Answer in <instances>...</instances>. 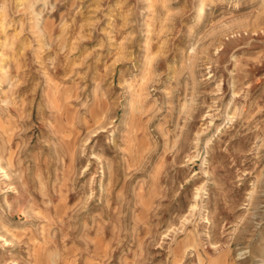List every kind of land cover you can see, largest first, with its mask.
Masks as SVG:
<instances>
[{"label": "rangeland", "instance_id": "rangeland-1", "mask_svg": "<svg viewBox=\"0 0 264 264\" xmlns=\"http://www.w3.org/2000/svg\"><path fill=\"white\" fill-rule=\"evenodd\" d=\"M260 1L0 0V264H264Z\"/></svg>", "mask_w": 264, "mask_h": 264}, {"label": "bare ground", "instance_id": "bare-ground-1", "mask_svg": "<svg viewBox=\"0 0 264 264\" xmlns=\"http://www.w3.org/2000/svg\"><path fill=\"white\" fill-rule=\"evenodd\" d=\"M252 2V1H251ZM257 3V2H256ZM258 4H260L259 5V7H258V10H261V9H263L264 8V0H261ZM207 7V6H206ZM200 9V11H199V16H202V15H204L205 13H206V10H207V8L205 9V6L203 5L201 8H199ZM242 23V22H241ZM246 23V22H245ZM239 24V23H238ZM195 51H196V49H194V50H192L191 51V53H192V55L195 53ZM189 54H190V52H189ZM193 58V57H192ZM187 106V105H186ZM188 109V106L187 107H185L184 109H183V111L184 112H186V110ZM160 165V164H159ZM158 167V166H157ZM200 190V189H199Z\"/></svg>", "mask_w": 264, "mask_h": 264}]
</instances>
